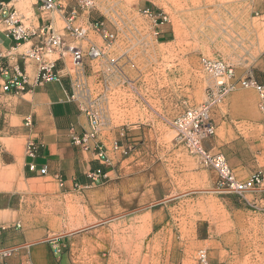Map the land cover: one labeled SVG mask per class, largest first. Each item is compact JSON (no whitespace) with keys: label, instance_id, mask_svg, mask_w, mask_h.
<instances>
[{"label":"rangeland","instance_id":"374dc122","mask_svg":"<svg viewBox=\"0 0 264 264\" xmlns=\"http://www.w3.org/2000/svg\"><path fill=\"white\" fill-rule=\"evenodd\" d=\"M94 4L89 21H103L115 39L108 45L95 33L103 55L85 69L89 68L87 74L92 71L91 96L101 129L114 133L117 159L102 183L71 193L55 179L24 180L20 185L24 226L40 237L95 232L94 237H103L97 231L105 228L115 234L113 244L118 246L120 220H131L127 231H134L135 217L142 222L141 215L158 211L154 232L159 235L152 248L148 235L138 246L139 255L122 260L119 255H79L80 261L194 264L196 251L204 247L209 264L220 255H227L222 261L226 264H264V193L216 192L214 171L175 141L170 125L186 107L199 106L213 84L203 58L235 68L264 60V20L255 0H94ZM144 9L161 13L160 18L155 22ZM183 78L189 82L190 96L180 104L172 87L180 86ZM242 148L243 155L231 158L254 161L261 170L262 148ZM151 249L152 255L140 253Z\"/></svg>","mask_w":264,"mask_h":264},{"label":"crops","instance_id":"0c3cea01","mask_svg":"<svg viewBox=\"0 0 264 264\" xmlns=\"http://www.w3.org/2000/svg\"><path fill=\"white\" fill-rule=\"evenodd\" d=\"M0 1L13 5L25 26L37 28L50 21L54 29L64 33L61 16L41 9L44 0ZM75 4L76 0H69V7ZM255 4L264 20V0H255ZM84 15L88 19V14ZM160 36L164 37V34ZM95 38L96 34L88 29L87 39L80 44L85 47L93 42L100 46ZM66 39L71 40L67 35ZM35 43L36 38L32 37L17 44L0 28V55H7L8 52H11V56L14 54L8 61L13 64L18 58L20 67L29 77L27 90L20 94L3 91L0 79V227H5L0 234V263L84 264L79 255H119L122 260L125 255L138 254L143 237L148 235L147 245L150 244L152 248L159 235L158 230L154 232V227L159 222L158 211L141 215L142 222H138V217H135L134 231H127L131 220H120L118 246L113 244L115 234L105 228L97 231L103 237H94L96 232L40 237L38 231L24 226L21 212L23 192L20 189L24 180L55 179L58 175L63 181L62 190L71 193L76 187L88 185V174L98 168L102 169L107 179L111 173L109 166L117 159V150L113 148V132L106 133L105 129H101L97 136L106 148L110 165L97 159L92 149L94 140L88 141L86 146L72 141L74 135L87 129L88 123L79 101L72 97V80L75 77L69 58L57 62V68L64 73L60 80L36 84V59L28 57L23 61L18 55L29 50ZM48 57L52 59L55 55L50 54ZM90 62L86 61L83 69L84 84L89 91L92 71L87 74L89 68H85L90 66ZM234 72L236 77L253 76L264 81V60L261 59L252 66L248 64L246 67H234ZM184 80L183 78L180 86L172 87V94L180 100V104L190 96L189 82ZM255 94L243 90L232 91L210 111L214 135L204 143L205 147L212 152L222 153L239 178H246L253 171L259 170L258 163L255 164L254 161L247 164L244 159L236 161L231 158L236 153L243 155L242 147L262 148L260 157L264 163V113L259 112L256 107L258 97ZM27 118L31 119L29 125L25 121ZM29 139H33L36 145L32 156L26 150ZM31 164L35 166L34 170L29 169ZM41 168L46 170L44 175L40 174ZM260 171L264 175V165ZM164 228L162 226L161 230ZM162 240L164 244L165 239ZM102 250L107 254L102 253ZM3 251L7 253L2 254ZM145 252L141 250L140 253L152 255V249ZM225 259L227 255H220L214 262L226 264L222 262Z\"/></svg>","mask_w":264,"mask_h":264},{"label":"built area","instance_id":"2783aa9c","mask_svg":"<svg viewBox=\"0 0 264 264\" xmlns=\"http://www.w3.org/2000/svg\"><path fill=\"white\" fill-rule=\"evenodd\" d=\"M94 0H76V4L69 7V0H44L41 9L47 13H58L63 20V31L60 33L54 29L51 22H45L37 28H29L23 24L16 8L8 2L0 1V28L17 44L24 43L32 37L36 43L27 51L19 53V59L23 61L28 57H34L36 63V84L60 80L64 73L57 68L58 61L69 58L74 74L72 85L75 97L81 109L87 117V129L81 134L74 135L72 141L75 144L86 146L87 142L94 140L92 146L97 159L103 164L110 165V158L104 145L97 139L101 129V118L95 109V100L91 92L85 86L83 80V69L86 61H93L102 57L103 49L93 42L87 46H81L80 42L87 39L88 29L104 39L106 43L115 39V32L110 30L103 21H89L83 14L89 13L94 7ZM143 13L151 17L155 22L160 18L161 13H154L144 9ZM165 19V17H163ZM66 35L71 39L67 40ZM55 57L49 59L48 55ZM14 55V54H13ZM11 52L7 55H0V79L3 91L20 94L27 90L29 77L25 70L20 67L18 58L11 64L8 61ZM7 58V61H4ZM114 62L113 59L110 60ZM203 67L213 78V84L206 89V98L199 106L186 107L182 113L170 121L175 132V141L181 145L189 154L196 156L200 162L212 169L215 173V188L218 193L243 194L246 192L264 193V175L260 170L253 171L246 178H239L229 165L226 157L220 152H212L205 147V142L214 135L210 111L213 105L221 101L228 93L236 89L253 90L258 97L257 108L264 112V81H259L253 76L236 77L234 67L222 60L202 59ZM26 124L31 123L27 118ZM35 142L29 139L26 143L28 155L35 153ZM34 170L33 164L29 165ZM46 173L45 168L40 169V174ZM90 183L80 188H87L106 179L105 173L98 168L88 174ZM55 180L62 187L63 181L56 175ZM4 226L0 227L1 231ZM3 251L2 254H6ZM5 256V255H2ZM4 264V263H0ZM195 264H209V255L206 248L201 247L196 251Z\"/></svg>","mask_w":264,"mask_h":264},{"label":"bare ground","instance_id":"6f19581e","mask_svg":"<svg viewBox=\"0 0 264 264\" xmlns=\"http://www.w3.org/2000/svg\"><path fill=\"white\" fill-rule=\"evenodd\" d=\"M186 4V3H185ZM190 17V16H189ZM201 21V20H200ZM194 28V27H193Z\"/></svg>","mask_w":264,"mask_h":264},{"label":"water","instance_id":"95a60500","mask_svg":"<svg viewBox=\"0 0 264 264\" xmlns=\"http://www.w3.org/2000/svg\"><path fill=\"white\" fill-rule=\"evenodd\" d=\"M71 233H73V232H71Z\"/></svg>","mask_w":264,"mask_h":264}]
</instances>
